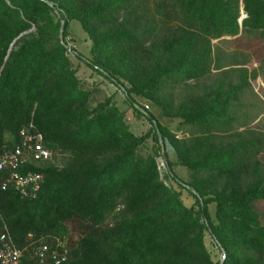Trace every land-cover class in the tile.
Wrapping results in <instances>:
<instances>
[{
	"label": "trees",
	"instance_id": "trees-1",
	"mask_svg": "<svg viewBox=\"0 0 264 264\" xmlns=\"http://www.w3.org/2000/svg\"><path fill=\"white\" fill-rule=\"evenodd\" d=\"M73 21L88 57L69 46ZM240 38L264 39V0H0V155L24 130L51 154L17 170L43 176L34 198L0 190V232L20 264H264V131L241 106L251 75L205 83L224 69L213 42ZM70 57L126 109L114 95L96 103ZM127 109L146 132L133 133Z\"/></svg>",
	"mask_w": 264,
	"mask_h": 264
},
{
	"label": "rangeland",
	"instance_id": "rangeland-1",
	"mask_svg": "<svg viewBox=\"0 0 264 264\" xmlns=\"http://www.w3.org/2000/svg\"><path fill=\"white\" fill-rule=\"evenodd\" d=\"M67 40L70 47L74 48V50L79 52L83 57H88L90 43L86 34L81 30L78 22H71ZM228 40L229 39H226V41ZM213 45L217 50L216 62L219 61L224 69L213 70L212 75L205 83L207 85L212 84L214 80L220 78L221 72L225 70L229 71L236 67L246 68L251 75V87L242 94L241 106L243 109L247 108V112L252 114L253 119L250 123L251 128L264 131V39H231V41L227 43L215 41ZM70 58L74 66L78 67V78L81 79L86 88H95L94 101L96 103L106 97L114 95L117 104L126 109V106L123 104L122 92L117 91L113 86L95 75L75 58ZM233 60L238 62L241 66H232ZM178 92L179 90H175L176 98L180 95ZM136 103L139 107L146 109L154 116L156 121L162 126L169 127L172 131L178 128V123L176 121L164 118L160 110L149 102L136 99ZM126 120L135 135L143 134L149 129L148 122L143 118H136L131 109H127ZM170 158L173 159V155H170ZM260 160L264 163V153L261 154ZM163 172L164 171L160 169V173L162 174ZM175 172L182 178L186 177L182 170H176ZM183 198L187 206L192 203V199L185 194ZM254 208L260 215L261 224L264 225V202L255 204ZM211 214H213L212 207ZM205 245L215 260L220 258L218 250L212 245V241L208 236L205 239Z\"/></svg>",
	"mask_w": 264,
	"mask_h": 264
},
{
	"label": "built area",
	"instance_id": "built-area-1",
	"mask_svg": "<svg viewBox=\"0 0 264 264\" xmlns=\"http://www.w3.org/2000/svg\"><path fill=\"white\" fill-rule=\"evenodd\" d=\"M20 146L12 151H4L0 155V190L12 189L23 198H34L44 182L40 174H27L21 176L17 170L32 163L47 161L51 154L43 147L42 137L35 131L24 130L20 133ZM167 154L173 155V151L166 144ZM158 167L165 169L163 158L158 160ZM46 249L44 248V251ZM42 257V255H41ZM21 252L12 243L6 228L0 232V264H20ZM54 264H60L62 257L57 260L53 257Z\"/></svg>",
	"mask_w": 264,
	"mask_h": 264
},
{
	"label": "water",
	"instance_id": "water-1",
	"mask_svg": "<svg viewBox=\"0 0 264 264\" xmlns=\"http://www.w3.org/2000/svg\"><path fill=\"white\" fill-rule=\"evenodd\" d=\"M241 14H242V12H241ZM241 21H242V18H240L239 21H238L239 25H241ZM224 257H225V255L222 254V256H221V263L223 262Z\"/></svg>",
	"mask_w": 264,
	"mask_h": 264
}]
</instances>
